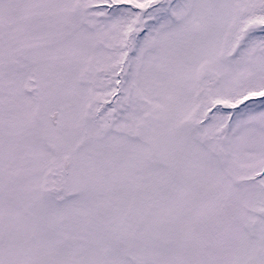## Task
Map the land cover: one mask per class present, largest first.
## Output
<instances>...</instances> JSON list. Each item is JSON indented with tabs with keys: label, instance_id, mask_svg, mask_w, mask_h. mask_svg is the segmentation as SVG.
I'll use <instances>...</instances> for the list:
<instances>
[{
	"label": "snow or ice",
	"instance_id": "snow-or-ice-1",
	"mask_svg": "<svg viewBox=\"0 0 264 264\" xmlns=\"http://www.w3.org/2000/svg\"><path fill=\"white\" fill-rule=\"evenodd\" d=\"M0 264H264V0H0Z\"/></svg>",
	"mask_w": 264,
	"mask_h": 264
}]
</instances>
